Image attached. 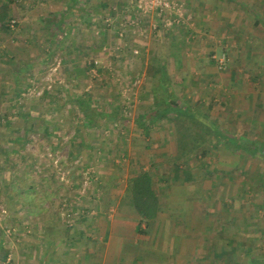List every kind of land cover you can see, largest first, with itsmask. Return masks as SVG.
<instances>
[{
    "label": "rangeland",
    "instance_id": "rangeland-1",
    "mask_svg": "<svg viewBox=\"0 0 264 264\" xmlns=\"http://www.w3.org/2000/svg\"><path fill=\"white\" fill-rule=\"evenodd\" d=\"M168 2L0 0V264L61 263L96 218L137 215L143 173L180 264H264V0ZM158 67L195 119L149 126Z\"/></svg>",
    "mask_w": 264,
    "mask_h": 264
},
{
    "label": "crops",
    "instance_id": "crops-1",
    "mask_svg": "<svg viewBox=\"0 0 264 264\" xmlns=\"http://www.w3.org/2000/svg\"><path fill=\"white\" fill-rule=\"evenodd\" d=\"M258 4L261 2L255 3L256 9H252L257 21L261 18ZM159 202L158 216L145 223L139 214L116 217L120 210L112 208L114 214L108 217L104 214L99 221L94 220L91 231L86 232L92 235L77 236L73 240L75 246L66 247V254L58 258L61 263L55 262L57 257H51V264H180L178 249L182 235L175 230V221L161 219L164 207Z\"/></svg>",
    "mask_w": 264,
    "mask_h": 264
},
{
    "label": "trees",
    "instance_id": "trees-1",
    "mask_svg": "<svg viewBox=\"0 0 264 264\" xmlns=\"http://www.w3.org/2000/svg\"><path fill=\"white\" fill-rule=\"evenodd\" d=\"M45 21L48 23V25L51 24L56 27L61 26V21L57 15H50L49 17L45 18ZM3 22L4 17H1L0 24H2V26ZM150 74L153 77L152 89L154 94L155 112L153 117H151V120L149 121V126L158 123L160 120H163L164 118H167L170 115H174L175 118L183 124H186V121H183L181 119L182 117L195 119L196 116L191 113L189 109L183 107L180 104V101L174 92L173 86L171 85L167 70L163 67H158L151 69ZM82 108L83 111L87 113V116L91 114L89 111V107L85 105ZM88 121L90 125L92 124V122H94L92 119ZM227 139L232 142V139ZM185 145H188V143H185ZM234 146L236 150H242L251 156L259 155L261 152L260 146L257 143H253L249 146L242 144H234ZM128 191L129 193H131L132 206L134 207L136 212L142 217L143 221H149L155 219L158 216L160 211V202L158 196L156 195L154 183L149 174L143 173L133 178L131 180Z\"/></svg>",
    "mask_w": 264,
    "mask_h": 264
},
{
    "label": "built area",
    "instance_id": "built-area-1",
    "mask_svg": "<svg viewBox=\"0 0 264 264\" xmlns=\"http://www.w3.org/2000/svg\"><path fill=\"white\" fill-rule=\"evenodd\" d=\"M137 2V4H140V6L146 5L149 9L156 10L158 13L162 14L165 10L169 11L170 2L168 0H134ZM173 5V4H172ZM173 8L175 9V5H173ZM224 62V60L222 61Z\"/></svg>",
    "mask_w": 264,
    "mask_h": 264
}]
</instances>
